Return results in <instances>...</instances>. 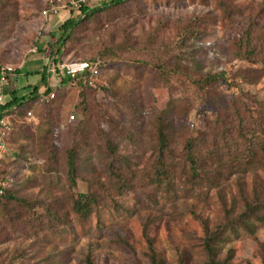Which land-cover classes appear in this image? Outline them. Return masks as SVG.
<instances>
[{"label":"rangeland","instance_id":"374dc122","mask_svg":"<svg viewBox=\"0 0 264 264\" xmlns=\"http://www.w3.org/2000/svg\"><path fill=\"white\" fill-rule=\"evenodd\" d=\"M110 1L86 5L93 9ZM53 5L57 14L44 17ZM77 9L71 0H0V53L15 62L32 59L55 43L60 25ZM84 19L65 42L57 66L99 62L92 86H62L58 80L54 99L41 97L15 113L10 131L0 136V264H85L87 256L94 264H147L144 225L165 264H178L180 254L188 264H203L201 221L213 229L227 212L241 213L254 192L264 200V167L222 170L216 185L191 192L179 183L170 192L156 190L148 179L157 156L156 121L160 116L170 121L174 156L190 138L203 157L215 145L220 150L231 143L235 132L223 134L222 125L232 105L242 114L249 110V125L261 128L264 0H130ZM247 30L258 54L251 63L234 56L233 45ZM220 72L229 86L205 96L187 80ZM107 141L116 147L120 163H112L123 185L108 168ZM71 148L75 185L66 166ZM87 191L100 202L80 222L69 201ZM49 210L64 215L62 222H50ZM226 235L218 259L231 251L230 264H263L264 224H254L262 247L242 230Z\"/></svg>","mask_w":264,"mask_h":264},{"label":"trees","instance_id":"16d2710c","mask_svg":"<svg viewBox=\"0 0 264 264\" xmlns=\"http://www.w3.org/2000/svg\"><path fill=\"white\" fill-rule=\"evenodd\" d=\"M130 0H111L109 3H103L100 7L89 9L86 4H82L76 12H72L69 18L66 19L59 27V34L56 37V41L51 47L55 46V51L50 49L48 56L49 63L43 68L39 74L41 75V84L43 86V92L38 93L39 88L33 89L26 102L24 99H12L10 102L0 107V119L4 117L3 112L8 111L12 106L21 108L28 105L41 97H45L49 100V95L52 92V87L49 84V78L52 69H56L59 57L63 55L61 50L63 49L65 42L70 40L73 31L79 26V18L83 15L84 20H90L95 15L100 14L111 7H118ZM240 41L234 43V56L236 59L242 62H253L258 56L256 49L251 45V32L247 30L245 33H241ZM93 65H97L100 68V63L93 61ZM58 75L60 84L63 86L67 83L77 82L80 88H88L90 78L87 75H83L78 79H70ZM66 78V79H64ZM190 86L202 96H205L207 92L215 87L229 86L228 79L225 72L207 74L203 76H188L187 78ZM23 101V102H22ZM85 102V93H81V103ZM242 110L232 105L227 111L228 123L222 125V118L217 119V122L222 125L223 134H229L232 131L235 132L234 136L229 137V144L225 146L215 145L205 156L200 153L195 138H190L183 143V147L178 156H174L173 149L171 148V140L169 136L170 121H167L164 117L157 118L156 127V152L155 163L153 165V171L148 176L149 183L154 189H162L165 192H170L175 184H182L183 188L186 187L187 192H191L194 188H201L206 186H214L221 177L222 170L228 174H234L243 172L246 169L255 165H261L264 167V103L261 104V128L254 129L249 123L248 119L250 111ZM229 117V118H228ZM216 122V123H217ZM216 137V136H215ZM221 145V143H220ZM54 148V146H53ZM107 151L112 159L108 168L111 175L117 180L118 183H123L124 179L116 175L114 171V160L120 163V159L116 156V147L111 142L107 141ZM218 152H221L219 155ZM226 157V158H225ZM225 159V160H224ZM68 178L72 185H75L76 174V150L71 148L67 151V163ZM122 184V185H123ZM1 189V188H0ZM3 190V189H2ZM121 194V193H120ZM8 201H12L22 205L23 201L16 200L15 198L8 196ZM100 202V196L95 192L87 191L86 193H77L70 197L69 210L80 222L86 221L91 213L98 208ZM62 214H58L55 211H48L47 217L50 218V222L60 223L63 220ZM254 224L262 226L264 224V200L254 192L250 201L244 200V209L236 216H231L230 212H227L224 221L215 226L213 229L208 228L207 223L201 221L203 227V237L201 240V248L205 256L203 264H230L231 251H228L224 259H218L220 248L226 243V234H235L237 230L244 231L249 235L260 247L257 238L254 236ZM142 238L145 245V260L147 264H165L162 256L156 251L153 239L150 237L147 229V225H144L142 230ZM262 262L264 264V255ZM85 264H94L89 256L85 259ZM178 264H188L185 254H180Z\"/></svg>","mask_w":264,"mask_h":264},{"label":"crops","instance_id":"0c3cea01","mask_svg":"<svg viewBox=\"0 0 264 264\" xmlns=\"http://www.w3.org/2000/svg\"><path fill=\"white\" fill-rule=\"evenodd\" d=\"M49 54L50 49L46 48L45 51L42 50L38 55H34L32 59L25 58L20 62H15L11 55L0 53V62L14 69V74L7 76L5 82L0 81V107H3L12 99L25 98L23 101L26 102L36 87L39 88L38 93L43 92L44 89L39 72L49 63ZM58 80V75L50 74L49 84L51 87H55L59 82ZM28 105L21 108L12 106L8 111L3 112V115L12 117L15 113L23 111Z\"/></svg>","mask_w":264,"mask_h":264},{"label":"built area","instance_id":"2783aa9c","mask_svg":"<svg viewBox=\"0 0 264 264\" xmlns=\"http://www.w3.org/2000/svg\"><path fill=\"white\" fill-rule=\"evenodd\" d=\"M88 0H71V4L75 8H79L82 4H86ZM58 7L53 5L49 10L43 11V16L47 17L48 13L57 14ZM59 71L64 77L70 79H78L83 75H87L90 78V82L95 80L99 75V68L97 65H93L84 61H71L61 65L56 66V69H52L51 74L57 75ZM14 74V69L7 65H3L0 62V81L5 82L6 77ZM89 82V85L92 86V83ZM55 94L51 92L49 95V100L54 99ZM29 115V114H28ZM11 117L4 116L0 119V136H5L10 131L12 126ZM70 120H74V116L70 117ZM2 195V189H0V196Z\"/></svg>","mask_w":264,"mask_h":264}]
</instances>
